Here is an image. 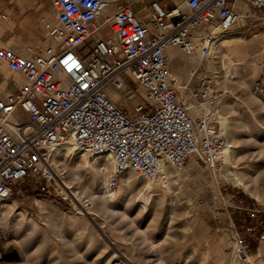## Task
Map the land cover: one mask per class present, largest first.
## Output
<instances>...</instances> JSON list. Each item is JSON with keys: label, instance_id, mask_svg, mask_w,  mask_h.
<instances>
[{"label": "built area", "instance_id": "built-area-1", "mask_svg": "<svg viewBox=\"0 0 264 264\" xmlns=\"http://www.w3.org/2000/svg\"><path fill=\"white\" fill-rule=\"evenodd\" d=\"M49 1L58 13L48 29L52 41L29 57L0 48V67L25 79L0 97V198L28 179L43 192L58 185L50 152L65 144L110 156L113 177L130 170L158 180L164 163L183 167L191 156L204 163L223 156L229 141L207 115L193 117L188 108L201 107L194 102L201 92L192 91L186 103L169 78V47L205 56L214 38L207 27L227 32L239 2L260 12L264 26V0H184L172 7L157 0ZM127 80L146 95L129 113L106 91ZM232 264H248L241 241Z\"/></svg>", "mask_w": 264, "mask_h": 264}, {"label": "rangeland", "instance_id": "rangeland-1", "mask_svg": "<svg viewBox=\"0 0 264 264\" xmlns=\"http://www.w3.org/2000/svg\"><path fill=\"white\" fill-rule=\"evenodd\" d=\"M247 10L254 16L225 35L241 45L235 63L223 65L219 51L209 49L190 80L182 75L185 98L201 92L194 102L210 111L201 115L218 131L219 117L227 119L230 133L223 136L238 139L234 149L243 158L215 173L194 158L195 167L186 162L181 176L146 189L144 177L131 171L128 184L125 171H111L106 187L95 176L103 158L54 149L58 185L43 192L28 179L2 199L12 207L0 208V264H221L222 256V264H232L238 241L247 246L248 264H264V26L260 12ZM125 86L113 101L129 113L146 95L129 80ZM106 190L115 194L108 213L86 204ZM141 194L150 197L146 207Z\"/></svg>", "mask_w": 264, "mask_h": 264}, {"label": "bare ground", "instance_id": "bare-ground-1", "mask_svg": "<svg viewBox=\"0 0 264 264\" xmlns=\"http://www.w3.org/2000/svg\"><path fill=\"white\" fill-rule=\"evenodd\" d=\"M182 3H180V4H182ZM235 7L237 8L238 21L235 24H233L234 26L237 23H242V24L245 23V12L248 11L247 10L248 6L246 4H244L243 2L237 3L235 5ZM209 28L211 29V34L214 37L213 39H210L207 42V45H208L210 51L212 52L213 50L217 49L221 55L223 65L226 64V61H228L229 64L233 65L235 63L233 56L237 53H242V51L239 52V47L241 45L237 42L229 41V38H227V36H225L226 33L230 29L227 32H223L220 29H217V28L212 27V26ZM200 56H202V55L200 54V52L198 50L194 53L186 54L177 46L176 47H174V46L169 47L170 62H169L168 75L175 82V85H177L181 89V97L185 99L186 103L189 101L184 96L185 93H184V85L182 84V80H183L182 75L183 74L185 75L184 80H186V81L191 79V76L193 74L192 69L197 64V60H198L197 58H199ZM124 87H126V86L125 85L121 86V89H123ZM106 91L108 93L109 98L112 101L115 99L117 100L120 97L118 90L116 91V90L112 89L110 86H107ZM139 91L142 94H144L143 93L144 90L142 88H140ZM129 95L131 98L132 94L129 93ZM188 108H190V111H191V114L193 117L200 116L201 113H203V110L206 111V113H207V111L210 112L204 106H203V108H201V107L200 108H194L192 106H190ZM218 121H219V125H220L219 133L222 135L228 136V132L230 133V130H229L230 125H229L227 119L225 117H219ZM238 143H239L238 139L229 138L230 146L225 151L223 156L217 161H208L207 162L208 167H209L211 172L215 173V172L219 171L221 163H224V165L233 164V163L237 164V162L243 158V156L239 155V153L234 149V145H237ZM54 149H55V151H59V152L61 151V153H63V154H68V153L74 152V146L72 144H65L63 146H58ZM260 153L262 155H264V148H262ZM101 158H103L102 161L97 160V162H96L95 176L98 180L102 181L104 183V185L107 187L109 176H110L109 174L113 170V163L114 162H113V159L108 155L99 156L96 159H101ZM168 165H169L168 163L163 164L162 170L164 172V177L158 179L157 181L168 184L169 179H172V177L181 176V174H182L181 169L182 168H180V167L170 168ZM192 167H195V159L193 156H191L189 158V160L187 161V169L192 168ZM131 172H130V170L125 171L127 177H125L122 180L123 183L128 184L131 181H133L132 175L129 174ZM71 173L73 175L77 176V170L75 168L72 169ZM231 175L236 177L235 173H231ZM142 177H144V176H142ZM155 181H156L155 179L144 177L145 188L149 189V188H152L153 186H155V184H157V183H155ZM114 196H115V194L113 191L110 192V191L106 190V194H104L102 196H90L88 201L86 200V202H87L86 204L89 205V203H91V204H93L94 207L95 206L97 207L99 212L108 213L110 211V208L106 204V202L107 201L109 202L110 200H112ZM140 198H141L143 206L146 207V205L150 201V197L148 195L141 194ZM2 199H6V198H1L0 208L1 209L3 208L5 210L11 209L12 205L9 204L8 202H5V200H2ZM42 204L43 203H41V205ZM226 258L227 257H225V256H222L220 258L221 264L226 261ZM247 259L249 260L248 256H247Z\"/></svg>", "mask_w": 264, "mask_h": 264}, {"label": "crops", "instance_id": "crops-1", "mask_svg": "<svg viewBox=\"0 0 264 264\" xmlns=\"http://www.w3.org/2000/svg\"><path fill=\"white\" fill-rule=\"evenodd\" d=\"M148 4L151 0H143ZM166 7L178 5L184 0H157ZM116 5L110 8L114 11ZM58 23V13L49 0H0V48L13 50L29 57L35 50L43 49L52 41L49 27ZM25 83L21 73L0 67V97L15 92Z\"/></svg>", "mask_w": 264, "mask_h": 264}]
</instances>
